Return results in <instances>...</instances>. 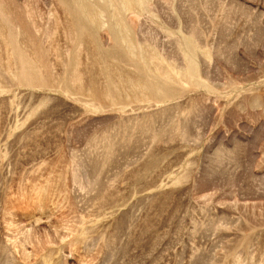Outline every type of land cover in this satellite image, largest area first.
Here are the masks:
<instances>
[{
	"label": "rangeland",
	"instance_id": "rangeland-1",
	"mask_svg": "<svg viewBox=\"0 0 264 264\" xmlns=\"http://www.w3.org/2000/svg\"><path fill=\"white\" fill-rule=\"evenodd\" d=\"M0 264H264V0H0Z\"/></svg>",
	"mask_w": 264,
	"mask_h": 264
}]
</instances>
